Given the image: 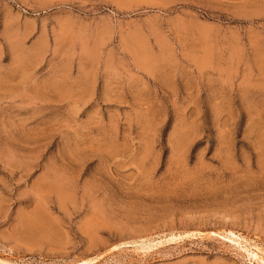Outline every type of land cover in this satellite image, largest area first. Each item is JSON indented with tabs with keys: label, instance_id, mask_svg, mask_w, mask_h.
Returning <instances> with one entry per match:
<instances>
[{
	"label": "rangeland",
	"instance_id": "1",
	"mask_svg": "<svg viewBox=\"0 0 264 264\" xmlns=\"http://www.w3.org/2000/svg\"><path fill=\"white\" fill-rule=\"evenodd\" d=\"M77 2L0 0V264H264V12L223 81L175 91L60 42ZM61 67L95 79L80 134H60Z\"/></svg>",
	"mask_w": 264,
	"mask_h": 264
},
{
	"label": "crops",
	"instance_id": "2",
	"mask_svg": "<svg viewBox=\"0 0 264 264\" xmlns=\"http://www.w3.org/2000/svg\"><path fill=\"white\" fill-rule=\"evenodd\" d=\"M77 1L80 13L66 8L59 16V41L102 44L109 82L116 70L126 77L128 60L145 80L150 78L165 89L180 90L181 84L200 82L212 73H219L223 81L229 60L244 48L253 51L261 39L264 0ZM40 32L51 41L48 25ZM57 74L56 87L51 89L58 90L60 106L66 108L60 134H80V115L89 104L94 78L90 75L85 87L82 70L61 67ZM29 89L34 86L29 84Z\"/></svg>",
	"mask_w": 264,
	"mask_h": 264
},
{
	"label": "bare ground",
	"instance_id": "3",
	"mask_svg": "<svg viewBox=\"0 0 264 264\" xmlns=\"http://www.w3.org/2000/svg\"><path fill=\"white\" fill-rule=\"evenodd\" d=\"M232 233V232H231ZM234 235V232L232 233ZM5 263V262H4ZM7 263V262H6ZM91 261H88V260H84V261H81V262H77V263H73V264H90ZM93 263V262H92ZM9 264V263H8Z\"/></svg>",
	"mask_w": 264,
	"mask_h": 264
}]
</instances>
